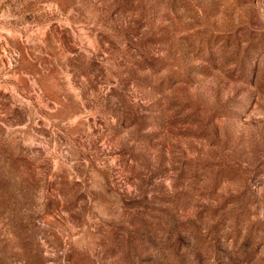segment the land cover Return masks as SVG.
<instances>
[{
  "label": "rangeland",
  "instance_id": "obj_1",
  "mask_svg": "<svg viewBox=\"0 0 264 264\" xmlns=\"http://www.w3.org/2000/svg\"><path fill=\"white\" fill-rule=\"evenodd\" d=\"M0 264H264V0H0Z\"/></svg>",
  "mask_w": 264,
  "mask_h": 264
}]
</instances>
